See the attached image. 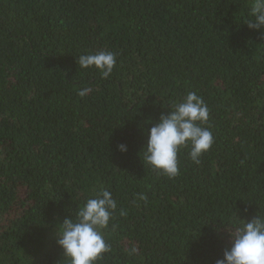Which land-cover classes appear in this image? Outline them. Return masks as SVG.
Listing matches in <instances>:
<instances>
[{
    "label": "trees",
    "instance_id": "obj_1",
    "mask_svg": "<svg viewBox=\"0 0 264 264\" xmlns=\"http://www.w3.org/2000/svg\"><path fill=\"white\" fill-rule=\"evenodd\" d=\"M252 3L0 0V264H70L58 225L99 188L117 209L94 264L222 258L239 218L264 214V28L247 26ZM100 50L116 53L106 79L76 63ZM191 91L214 142L199 165L181 148L169 179L139 152L148 121Z\"/></svg>",
    "mask_w": 264,
    "mask_h": 264
},
{
    "label": "clouds",
    "instance_id": "obj_2",
    "mask_svg": "<svg viewBox=\"0 0 264 264\" xmlns=\"http://www.w3.org/2000/svg\"><path fill=\"white\" fill-rule=\"evenodd\" d=\"M249 29L264 28V0H253L250 7ZM81 69L96 68L101 77L108 78L116 64V53L100 50L86 52L76 59ZM84 88L81 97L88 93ZM209 118V109L196 92H188L179 101L167 105V113L147 130V141L139 153L143 163L159 174L174 178L178 174V153L183 147L190 149L188 155L199 165L201 156L214 142L212 132L203 127ZM120 152H126L125 144H118ZM140 157V156H139ZM144 199L143 196L140 197ZM117 209L112 193L99 188L94 195L79 206L60 223L56 243L70 264H94L103 253L110 250L101 229L106 228ZM121 215H125L121 210ZM238 217V216H237ZM230 247L223 251L215 264H264V214L256 213L250 220L239 218V223L229 234Z\"/></svg>",
    "mask_w": 264,
    "mask_h": 264
}]
</instances>
